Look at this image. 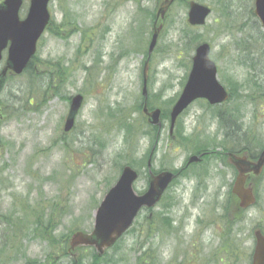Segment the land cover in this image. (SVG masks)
<instances>
[{
  "label": "rangeland",
  "instance_id": "obj_1",
  "mask_svg": "<svg viewBox=\"0 0 264 264\" xmlns=\"http://www.w3.org/2000/svg\"><path fill=\"white\" fill-rule=\"evenodd\" d=\"M157 1L50 0L51 24L38 41L37 59L31 66L35 74L26 69L4 76L0 94V181L5 184H0V221L12 220L22 229L13 239L9 228L0 224V264H49V254L54 264H72L74 254L84 264H90L92 248H79L64 255L60 246L52 247L46 237H34V222L38 217L42 223L46 222L51 216L55 225L53 235L67 243L75 231L90 232L93 228L96 207L131 154L123 141V127L119 126L121 114L118 111L111 118L110 110L122 109L130 121L145 125L133 105L141 100L143 53L147 50L152 20L140 21L145 17L138 8L140 5L150 11ZM194 1L209 6L212 13L205 25L191 27L186 22L187 6L170 7L169 23L163 25L149 62L147 90L153 107L177 98L188 75L194 48L200 42L209 43L210 58L217 66L222 84V75L239 81L245 76V68L235 61V46L239 41L249 40L245 31L250 30H232V22L249 27L253 0H224L223 10L226 16H231L225 24L216 0ZM28 5L29 0H23L21 18ZM64 20L67 23L59 27L61 35H54L50 29ZM182 23L198 34V42L188 48L178 43ZM5 55L3 52L0 72ZM83 65L91 68L85 70ZM61 67H67L64 80L56 72L50 74ZM76 93L84 96L83 104L74 127L64 133L69 98ZM206 104L204 99L195 100L177 121L187 135L208 134L220 139L218 124L210 118L213 109ZM262 106L264 98L254 105L243 103V125H251L253 131L240 130L235 124L229 126L227 132L234 137L228 141L230 147H235L234 142L241 143L238 147L253 143L250 138L255 131L263 143L264 128L256 129L264 127ZM172 139L165 120L152 160L153 169L179 168L192 154V144L187 148L175 137ZM135 142L138 160L150 148L141 134H137ZM214 161L213 158L211 162ZM196 165L165 191L164 196L170 199L163 197L153 209L142 210L136 218L141 224L145 216L163 212V204L169 205L165 214L158 216L168 215L177 229L167 231L159 224L160 219L156 220L158 230L151 238L155 255L144 256L147 264H250L254 244L250 241L252 224L238 221L234 204L223 208L228 179L222 182L221 175L212 170L209 179L195 178L193 171L201 169L200 164ZM138 169L140 174L146 173L142 165ZM146 186L143 176L134 183L137 192ZM258 191L259 202L252 208V215L255 222L264 225V181ZM138 224L133 225L137 231L122 237L117 249L107 250L100 264L137 263L140 248L134 242L146 238L139 232ZM9 242L18 246V250L11 249ZM229 244L238 247L235 256L227 253ZM148 246L149 242H145L141 252Z\"/></svg>",
  "mask_w": 264,
  "mask_h": 264
},
{
  "label": "water",
  "instance_id": "obj_2",
  "mask_svg": "<svg viewBox=\"0 0 264 264\" xmlns=\"http://www.w3.org/2000/svg\"><path fill=\"white\" fill-rule=\"evenodd\" d=\"M23 0H2L0 2V60L6 49L4 75L7 70L21 73L36 52L37 41L50 20L47 5L50 0H29L27 13L23 19L19 18V9ZM173 0H160L155 12V20L148 55L153 51L158 35L162 28L163 19ZM211 13L210 7L196 1L188 2L187 22L192 26L205 24ZM254 14L264 27V0H254ZM210 45L207 42L196 46L191 58L192 64L185 85L170 109L169 131L172 133L177 117L196 99H206L209 104H217L228 98L224 86L217 79V67L209 56ZM148 61L143 67L142 113L146 121L160 130L161 110H149L146 103L147 96ZM83 96L78 93L71 97L69 110L63 125V131L68 132L74 126L76 115L82 105ZM150 152L146 166L148 170L147 188L137 193L133 187L138 178V172L130 165H124L115 183L108 189L94 212V224L90 232L76 231L69 240V249L77 246L94 247L98 255L111 247L132 225L138 213L146 208H152L161 199L164 191L177 177L171 170H161L154 173L151 169ZM199 156L191 155L187 164L199 160ZM228 161L237 171V177L232 187V193L240 199V205L246 207L254 201L253 185L244 187L246 174H259L264 164V150L256 162L248 160L246 156L228 154ZM251 264H264V235L255 232V246Z\"/></svg>",
  "mask_w": 264,
  "mask_h": 264
},
{
  "label": "trees",
  "instance_id": "obj_3",
  "mask_svg": "<svg viewBox=\"0 0 264 264\" xmlns=\"http://www.w3.org/2000/svg\"><path fill=\"white\" fill-rule=\"evenodd\" d=\"M216 1L218 3L217 5L222 10L221 16L225 24L226 21H230L231 16H226L223 10V7H225V5H223L224 0H216ZM187 3H188V0H175L171 6L174 7L175 5H179V6L186 7ZM250 9L251 10H250V14L248 15V19L250 20L251 24L249 25V27L246 26L245 23H242L241 25H234V23L232 22L233 24L232 30H237L241 32H244L246 29L250 30L249 32L245 31V34L247 35V38H249V40L239 41L236 43V46H235L237 49L235 61L238 64H240L243 68H245L246 70L245 76L242 81L233 79L231 76H227V77L222 76L223 81L225 82L226 88L229 91V100L222 106L221 105L213 106V105L206 104L208 108L213 109V111L210 114L211 116L210 118L217 122L219 129L222 127L229 128V126L233 124H235L236 127L243 126L244 124L243 119L245 117V115H243V112L241 110L243 103L254 105V103L256 104L258 100H261L262 98H264V29L261 28L258 19L255 17L253 13V8L250 7ZM154 11H155V8L149 11L146 8L143 9L139 5L138 12H140V14L142 13V15L145 17V19L144 18L143 20L140 19V21L145 22L146 19L150 20V22L151 20L153 21ZM169 16L170 15L168 14L166 15L164 24L169 23L168 22ZM171 21L173 22V18H171ZM182 22H185L184 19L182 20ZM66 23H67L66 20H64L61 24L56 25L53 29H50V31L54 35L60 36L61 33L59 30V27L64 26ZM182 26L183 27L178 29L179 30L178 43L183 44V46L186 48H188V46L191 47L195 43L198 42L199 40L198 34L192 33V30H191L192 28H190L188 25L182 23ZM232 30L231 32H233ZM143 56L144 58H146V52L143 53ZM36 59H37V56H34L32 60L30 61L29 66L27 67V69L30 72H32V74H35V73L33 72V69L31 68V66L35 64ZM46 62L47 61H44V64ZM83 68L85 70H89L91 67H87L86 65H83ZM66 70H67V67L66 68L61 67V68H58L57 71L56 70L54 72L51 71L50 74L52 73L54 74L56 72V74L64 80V78H67ZM32 76L36 78V76L34 75ZM4 81L5 79L0 73V94H1L2 88L4 87ZM47 88H50V82ZM45 92L46 90L44 91V93ZM140 99H141L140 102L139 100H137L135 104L133 105V110H135V112H140L142 98ZM149 99H148V105L149 107L152 108L153 103ZM174 100L175 99L172 98L170 100L165 101L166 103L161 102V104L159 105V107H161L162 109L161 118L163 121L169 119V116H168L169 108L171 104H173ZM163 104L165 105L161 106ZM118 111L121 114L119 118V121H120L119 126L123 127V141L128 146L129 153H131L129 155L130 159H126V160L128 161V163L130 162L129 164L132 165L133 167H136L138 169L142 165L146 170V160L148 158V154H149V151L152 145L155 144V140L157 137V128L153 126H149L145 122H144L145 123L144 126H141V125L139 126L138 124H135L134 122L126 118L124 110L119 109V108H117L116 110H110V113L108 116L113 118L114 115ZM137 134H141L143 136V138L148 142L149 148H150L149 150L146 151L145 155H143L141 159H138V160L135 158V152H136L135 148L137 146L135 140L137 138ZM225 135L227 137L221 140H216L215 138L212 137V135L210 136L208 134H206V136H203V137H200L198 134H194V135L188 134L187 135L185 131L182 130V127L180 126V124L177 122L174 133L171 136V140H173L172 138L175 137L179 144L187 146V148L189 144H192L191 151L193 153L199 154L205 151L206 149H208L209 146L228 142L229 139L231 138V135L227 131ZM230 149L232 150V148ZM118 156L122 157L121 154ZM139 176L140 177L143 176L146 179L148 178L146 173H141V174L139 173ZM0 184H5V182L0 181ZM166 196L167 195H165L164 197ZM170 198H171L170 196L166 197L167 200ZM163 207L165 208V211H166L169 205L163 204ZM164 212H160V213L158 212L152 215V217L148 215L145 216L143 220L141 221L142 223L140 224L139 222L140 225L138 224V220H136V222L134 223V224H138L139 227H141L139 232L143 233L144 236L146 237L145 240L143 241L137 240L134 242V244H137V246H139L140 248L139 249L140 255L137 258L136 264H147V261L144 258V256H147L148 258L150 257L152 258L155 255V248L153 247V244H152L153 241H151V238L153 234L158 230V226L157 228L155 226L156 220L160 219L161 224H163V227L166 228L167 231L173 230V227L171 226V219L169 218L168 215L158 216ZM9 223H12V224H9ZM0 224H2L5 227V229L9 228V231L13 233L12 234L13 239L16 236V233L18 234V232H20L22 229L19 227L18 223L13 222L12 220L6 221L5 219H2L0 221ZM54 226L55 225L53 223V219L51 216H49V219L43 223L41 219L38 217L36 221L34 222V229L32 232L34 234V237L39 236L43 239L46 237L49 242V245H51L52 247H54V245H59L63 254L68 255L67 242L62 240V238L59 239L53 235ZM135 231H137V228L132 226L128 230V233H133ZM138 237H140V234H138ZM122 242L123 241H121V239L117 241V243L113 246L112 249L113 250L117 249L120 246V244H122ZM145 242H149V246L145 251L141 252L142 248L144 247ZM9 247L15 251L18 250V246H14L10 242H9ZM227 247H228L227 253L235 256L236 251H238V247L233 246L232 244H229ZM106 254L107 253H105L104 256H98L93 251V254L91 255L92 260L90 264H100L101 259H105ZM48 257H49V260L51 261L49 262V264H54L52 255L49 254ZM72 264H84L83 259L81 257H77L76 259H73Z\"/></svg>",
  "mask_w": 264,
  "mask_h": 264
},
{
  "label": "flooded vegetation",
  "instance_id": "obj_4",
  "mask_svg": "<svg viewBox=\"0 0 264 264\" xmlns=\"http://www.w3.org/2000/svg\"><path fill=\"white\" fill-rule=\"evenodd\" d=\"M262 107H264V106H262ZM262 128H264V127L263 126H257L256 127V129H262ZM227 129H228L227 127L220 128L219 134L222 135L221 138L227 137L225 135ZM234 132L236 133V131H234ZM255 138H258V135H256ZM230 139L233 140L234 137L231 136ZM247 143L248 144H245L244 146H240L238 148H232V150L230 148L226 147L227 145L230 144V143L227 144L226 142L209 146L208 149L197 154V155H200V159L197 162L191 163L187 166L185 163L183 165H181L178 168L180 171V175L184 171L187 172L194 165L200 164L201 169L203 168V170L201 172L202 174H200L201 177H205V178L207 177L209 179L211 174L215 172V173L221 175L222 182L227 178L228 182H229V189L225 192L226 193L225 203H226V201L228 199L231 200V195H228V191L229 192L231 191L232 184H233V182L237 176V169L234 167V165L228 163V154H229L230 150H231V152H234L237 154H243V156H246L249 160L255 162L258 160L260 153H261L262 149L264 148V146H262L258 149H254L251 146L252 143H251V145L249 142H247ZM234 145L236 147V146H238V143L234 142ZM226 149L229 151H226ZM213 158L216 161L211 162ZM218 165L219 166L222 165V168L219 169ZM201 169H200V171H201ZM211 170L214 172L211 173ZM182 176H184V174H182ZM262 181H264V165L262 166L259 174L256 175L253 171L246 174L244 187L247 188L248 186L253 184L254 188L256 189L255 190L256 201L253 205L242 207L240 205V199L236 196H233V198L235 199L234 208L236 211V216L238 217L237 218L238 221H240L244 225H247L248 223L252 224V226H251L252 232H251V236H250V241H255L254 234H255L256 230H260L264 234V225L259 226L254 221L255 218L252 215V208L254 206H256L259 202L258 198L260 195L258 193V188H259V183ZM220 207H223V206L220 205ZM223 208H225V206Z\"/></svg>",
  "mask_w": 264,
  "mask_h": 264
}]
</instances>
